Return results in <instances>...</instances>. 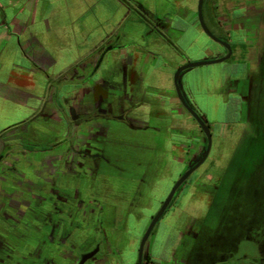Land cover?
I'll use <instances>...</instances> for the list:
<instances>
[{
	"label": "rangeland",
	"instance_id": "obj_1",
	"mask_svg": "<svg viewBox=\"0 0 264 264\" xmlns=\"http://www.w3.org/2000/svg\"><path fill=\"white\" fill-rule=\"evenodd\" d=\"M135 1L147 5L151 23L158 18H170L179 27H188L189 37H194L195 43L182 53L189 62L226 54V48L201 29L198 0ZM243 14L245 16L234 18ZM202 15L215 34L228 36L231 56L221 62L191 67L182 74L181 84L188 101L209 124L211 148L205 161L178 188L171 207L156 224L151 246L152 264H234L241 255L264 253V0H205ZM139 27L137 39L143 42L141 35L145 27ZM158 45L162 46L164 56L179 59L180 50H166ZM173 72L171 66L162 75L160 94L156 95L160 104L156 110L158 116L156 111L150 112L143 128L127 127L120 121L111 123L121 143L114 145L112 152L131 158L123 164L129 168L127 173L104 168L103 179L106 178L107 187H111L108 194H113L114 189L122 193L125 188L134 187L135 176L140 174L130 171L134 155L143 156L142 164L147 161L149 171L141 174L143 184H148L147 194L151 184H161L155 198L148 195L146 214L139 222L133 218L134 211L125 215L123 230L129 240L132 239L122 245L126 264H131L150 214L156 211L179 173L186 170L183 161L174 165L166 162L173 153L183 155V149L173 143L178 139L186 144L196 143L202 137L190 114L171 111L175 104L167 100L175 96ZM64 73L70 75L69 70ZM58 78H51L52 89H61L64 80ZM142 79V87L146 89L145 73ZM229 85L235 89L231 90ZM169 117L177 121L178 126L169 127ZM25 127L15 126L16 134L22 131L18 135L24 137L26 134L29 140L41 146L52 134L64 131L63 125L54 118H37L24 131ZM140 145L143 146L141 151ZM30 168L17 161V169L24 172ZM151 169L156 172L152 173Z\"/></svg>",
	"mask_w": 264,
	"mask_h": 264
},
{
	"label": "flooded vegetation",
	"instance_id": "obj_2",
	"mask_svg": "<svg viewBox=\"0 0 264 264\" xmlns=\"http://www.w3.org/2000/svg\"><path fill=\"white\" fill-rule=\"evenodd\" d=\"M124 2L129 9L126 22L119 27L114 38L101 47L91 71L83 79L89 81L95 78L104 56L111 48L117 47L113 41L117 42L121 38L127 25L135 31L137 26H144V33L141 35L144 42L157 40L174 46L175 37L171 35L173 28L169 20L158 18L155 23H151L148 18L150 16L147 15L149 10L143 1L134 5H129L126 0ZM243 16L245 14L234 18ZM208 29L216 37L229 42L227 35H218L213 29ZM132 34L137 36L136 32ZM187 62L189 61L182 65ZM180 66L181 64L176 70ZM186 70L180 72L179 85L186 103L193 108L181 84L182 74ZM142 77L143 74L137 68L133 70L130 78L121 77L115 84L106 85L111 77L105 75L102 79L104 85L99 88L94 85L80 92L79 87H70L72 91L69 100L64 98L59 101V107L64 111L60 119L64 130L62 133L52 134L43 146L36 145L35 141L29 140L24 133V137L18 135L21 131L16 134L18 139L6 142L18 145L20 150L15 152L16 155H9L8 149L0 152V264H126L122 245L132 242L123 230L126 216L134 211L133 218L135 222H139L146 214L148 195L152 199L155 198L161 184H151L147 194L148 184H143L141 174H147L149 170L147 161H144V164L140 162L143 156L134 155V159L130 161V171L140 174L135 176L134 187H127L122 193L114 189L113 194H108L111 187L108 188L104 181L106 178L103 179L106 174L103 170L110 167L129 172L126 170L129 168L123 164L131 157L125 155V158L112 152L114 145L121 144L111 128L112 121H120L127 127L143 128L148 114L158 110V97L151 91L147 80L146 89H143ZM229 86L231 90L235 89V86ZM174 92L177 108L190 114L178 98L175 87ZM155 113L159 115L157 111ZM169 118V127L179 124ZM193 120L199 126L202 137L196 143L189 144L178 139L173 145L181 147L183 155L173 153L170 161L166 160L168 164L170 162L174 165L183 161L187 170L201 158L207 140L198 122L194 118ZM206 125L209 126L207 122ZM25 146L30 153L25 152ZM157 148L155 145V149ZM142 149L143 146L140 145V151ZM17 161L29 165L30 170L23 172L17 169ZM137 167L142 169L138 171ZM151 171L156 172L155 169ZM185 171L179 173L177 179ZM7 186L11 187L9 191L6 190ZM178 188L143 244L141 264H152L151 246L155 226L171 207ZM168 193L161 200L156 199L160 200L159 206L150 214L148 223L137 241L131 264H137L141 239ZM130 253L132 254L131 251ZM234 264H264V253L261 251L256 254L249 253V256L241 255Z\"/></svg>",
	"mask_w": 264,
	"mask_h": 264
},
{
	"label": "crops",
	"instance_id": "obj_3",
	"mask_svg": "<svg viewBox=\"0 0 264 264\" xmlns=\"http://www.w3.org/2000/svg\"><path fill=\"white\" fill-rule=\"evenodd\" d=\"M126 1L129 5L139 3ZM128 14L124 0H0V152L8 149L12 155L20 150L18 145L6 143L18 139L15 126H26L25 131L37 118H54L61 124L64 111L59 101L69 100L72 88L79 87L81 92L94 85L101 87L105 75L111 77L106 85L115 84L121 77L130 78L138 68L145 73L151 91L160 94L162 75L169 67L175 72L189 61L182 52L195 43L188 27H179L172 19L174 46L157 40L139 42L140 27L135 28V36L127 25L121 38L113 41L117 47L104 56L95 78L83 79L101 47L114 38ZM158 44L166 50H180L178 61L164 56ZM66 70L70 75L64 73ZM53 76L64 80L61 89H52ZM168 99L175 104L173 112L181 113L176 97ZM23 149L30 153L27 146Z\"/></svg>",
	"mask_w": 264,
	"mask_h": 264
},
{
	"label": "water",
	"instance_id": "obj_4",
	"mask_svg": "<svg viewBox=\"0 0 264 264\" xmlns=\"http://www.w3.org/2000/svg\"><path fill=\"white\" fill-rule=\"evenodd\" d=\"M202 5H203V0H198V4H197V12H198V20L200 23V26L202 28V30L204 31V33L209 36L211 39H213L214 41L219 42L220 44H222L225 48H226V54L223 56H220L218 58H214V59H202V60H197V61H191V62H187L186 64L181 65L174 73V77H173V83H174V87L176 90V94L178 96V98L180 99L181 103L185 106V108L188 110V112L191 114V116L198 122V124L200 125L206 140H207V145L206 148L201 156V158L193 165L190 166L175 182V184H173L170 192L168 193L167 197L165 198L163 204L161 205V207L159 208L158 212L153 216L151 222L149 223L142 239L140 242V247H139V253H138V261L137 264H141V253H142V248H143V244L146 240V238L148 237L152 227L154 226V224L156 223V221L158 220V218L162 215L164 209L166 208L167 204L169 203L173 193L175 192V190L181 185V183L190 175V173L200 165V163L204 160V158L207 156L210 147H211V131L208 125H206V119L203 118L202 116H199L198 113L191 108L185 101L182 92H181V87L179 85L180 83V72L184 69H189L191 67L194 66H199V65H204V64H211V63H217V62H221L224 61L226 59H228L231 56V47L228 41L226 40H222L218 37H216L215 35H213L211 33V31L208 29V27L206 26L204 20H203V16H202Z\"/></svg>",
	"mask_w": 264,
	"mask_h": 264
},
{
	"label": "trees",
	"instance_id": "obj_5",
	"mask_svg": "<svg viewBox=\"0 0 264 264\" xmlns=\"http://www.w3.org/2000/svg\"><path fill=\"white\" fill-rule=\"evenodd\" d=\"M205 0H203V3H204ZM228 40V39H227Z\"/></svg>",
	"mask_w": 264,
	"mask_h": 264
}]
</instances>
